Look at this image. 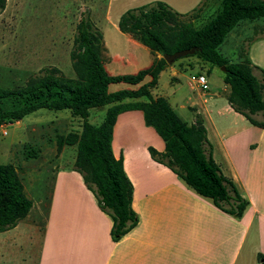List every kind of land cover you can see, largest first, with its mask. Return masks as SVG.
Instances as JSON below:
<instances>
[{
  "label": "crops",
  "instance_id": "0c3cea01",
  "mask_svg": "<svg viewBox=\"0 0 264 264\" xmlns=\"http://www.w3.org/2000/svg\"><path fill=\"white\" fill-rule=\"evenodd\" d=\"M127 1L134 3L95 0V9L103 8L100 30L111 59L110 70H106L113 76L134 75L161 57L122 34L117 28L120 16L111 19L114 4H123L117 12L122 15L131 5ZM154 1L187 14L203 0ZM211 8V0H205L200 14L210 13ZM247 56L252 65L264 71V36L250 41ZM191 58L163 69L149 91L154 98H165L187 126L194 123L189 114L192 109L201 115L214 162L248 203L243 214L236 217L221 211L212 200L198 195L179 176L153 161L148 148L163 152L164 142L145 125L141 111H126L116 118L111 150L115 158L122 157L123 169L132 183L131 206L137 214V225L118 242L112 241V221L99 210L81 176L72 169L76 149L67 160L66 146L46 167L52 182L35 264H259L258 256L264 257V130L229 106L228 89L218 92L208 85L207 91L201 90L192 74L206 76L198 72L204 68L203 62ZM164 74L169 84L177 86L172 93L158 91ZM149 81L146 77L141 84ZM140 85L112 84L109 91L136 90ZM192 94L199 99H193ZM135 101L144 99L125 102ZM108 107L95 108L94 122L90 111L89 122L100 125ZM39 191L37 200L41 201L43 189ZM32 204L28 216L3 233L19 230L24 222L34 231V225L28 222L35 206Z\"/></svg>",
  "mask_w": 264,
  "mask_h": 264
},
{
  "label": "trees",
  "instance_id": "16d2710c",
  "mask_svg": "<svg viewBox=\"0 0 264 264\" xmlns=\"http://www.w3.org/2000/svg\"><path fill=\"white\" fill-rule=\"evenodd\" d=\"M204 2L190 13L179 14L165 3L153 1L128 9L120 16L117 28L122 34L161 56L134 75L113 76L107 72L102 57L106 49L102 31L91 19L89 10H85L80 13L69 54L75 78H66L56 67H44L29 76L22 88L0 89V125L19 122L38 110H67L81 120L80 132L56 136V152L75 146L72 169L81 176L99 210L110 217L113 242H118L138 222L131 206L132 183L123 169L122 157L115 158L111 150L116 118L126 111H141L145 125L164 142L163 152L148 148L153 161L167 167L227 214L240 217L247 207V201L214 162L201 115L195 113L194 123L187 126L165 98H154L149 91L161 71L169 66L163 56L194 49L193 55L182 59L195 57L211 67L223 68L229 106L264 130V71L251 64L246 49L241 50V60L236 63H230L219 52L240 21L264 18V0H223L221 12L200 30L182 22L196 17ZM5 7L6 0H0V13ZM256 71L259 73L255 74ZM146 77L150 81L141 84ZM120 83L141 85L136 90L109 91L110 85ZM137 99L144 101L125 102ZM105 106L109 107L101 124L92 125L90 111ZM32 206L16 168L0 163V233L14 229ZM258 260L264 264L262 255Z\"/></svg>",
  "mask_w": 264,
  "mask_h": 264
},
{
  "label": "rangeland",
  "instance_id": "374dc122",
  "mask_svg": "<svg viewBox=\"0 0 264 264\" xmlns=\"http://www.w3.org/2000/svg\"><path fill=\"white\" fill-rule=\"evenodd\" d=\"M153 1H127L131 5L126 10ZM122 5L114 4L111 19L121 16L117 12ZM211 5L210 13H199L196 17L182 19V22L190 23L196 30L202 29L221 12L223 0H211ZM102 9H95V0H6L5 10L0 13V89L22 88L29 76L44 67H56L66 78H75L69 54L80 13L89 10L91 19L101 28ZM259 36H264V18L242 20L227 35L219 52L230 63L239 62L241 50H247L250 41ZM102 57L106 69L110 70L111 59L107 48ZM202 65L207 69H199L198 72L207 76L209 88L218 92L228 89L229 92L223 82L221 68L211 67L207 63ZM207 70H210L209 75ZM187 74L189 71L184 73ZM192 75L197 77L203 74ZM175 87L176 84H169L164 74L158 91L172 93ZM183 88L185 92L188 91L185 86ZM194 94L191 96L197 101L199 98ZM190 112L195 117L196 110ZM95 116L93 109L90 116L92 122ZM80 131L81 120L72 117L67 110H38L19 122L0 125V163L16 168L26 196L35 203L28 220L34 225V231L24 222L17 231L0 233V264H35L52 182V174L46 167L57 157L56 136ZM74 147L66 148L67 160L71 159ZM39 189H43L44 194L41 201L37 200Z\"/></svg>",
  "mask_w": 264,
  "mask_h": 264
},
{
  "label": "water",
  "instance_id": "95a60500",
  "mask_svg": "<svg viewBox=\"0 0 264 264\" xmlns=\"http://www.w3.org/2000/svg\"><path fill=\"white\" fill-rule=\"evenodd\" d=\"M194 53H195L194 49L182 50V51L175 52L174 54H171V55H165L163 56V58L165 59L168 65H172L175 61L182 59L186 56L193 55ZM221 70L223 71L224 69L221 68Z\"/></svg>",
  "mask_w": 264,
  "mask_h": 264
},
{
  "label": "built area",
  "instance_id": "2783aa9c",
  "mask_svg": "<svg viewBox=\"0 0 264 264\" xmlns=\"http://www.w3.org/2000/svg\"><path fill=\"white\" fill-rule=\"evenodd\" d=\"M192 80L199 85L200 89L203 91L208 90V84L206 77L204 75H198L197 77H192Z\"/></svg>",
  "mask_w": 264,
  "mask_h": 264
}]
</instances>
